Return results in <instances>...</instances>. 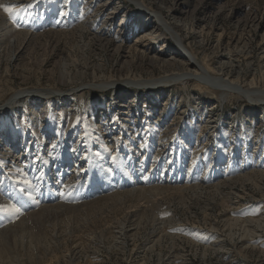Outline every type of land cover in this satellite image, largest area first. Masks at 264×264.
I'll return each mask as SVG.
<instances>
[{
	"label": "rangeland",
	"instance_id": "rangeland-1",
	"mask_svg": "<svg viewBox=\"0 0 264 264\" xmlns=\"http://www.w3.org/2000/svg\"><path fill=\"white\" fill-rule=\"evenodd\" d=\"M15 1L0 0L3 22H12L22 13L24 7L16 8L18 2H27L26 6L37 3L41 8L40 3L46 0ZM58 1L68 6L73 0ZM82 1L76 0L80 13L77 21L65 28L54 29L48 24L31 37L25 32L18 34L12 46L6 44L0 21V104L22 90L52 91L48 95L22 94L17 104L0 111V128L6 121L4 127L16 131L20 139L17 147L11 148L13 154L26 155L23 163L14 161L19 165L16 170L8 166L11 157L6 161L0 158V199L24 212L34 211L33 222L26 223V228L15 227L0 237V264H264V228L257 221L264 218V101L255 100V96L248 99L233 90L220 91L210 84L208 90L199 89L192 79L142 89L106 85L120 83L129 67L135 78L143 80L163 75L157 67L146 71L147 58L155 52L162 60L173 57L177 46L168 35L151 41L154 50L144 53V58L126 52L134 43L131 29L141 24L142 4L160 12L168 23L185 17L184 24L180 19L178 26L171 24L183 39L182 49L186 46L195 51L198 60L213 70L233 63L239 77L232 75V84L254 82L253 89L262 92L264 0H136L139 5L131 0H112L94 16L98 1L90 8H82ZM113 5L117 13L109 14ZM5 7L11 12H5ZM83 18L95 22L91 21L92 26L81 24ZM102 20L107 21L103 24L107 37L99 35L104 33L99 28ZM147 23L140 33L151 30L156 20ZM121 37L127 47L116 52L114 41ZM121 54L129 57L121 58ZM117 98H123V104L131 98L135 105L120 108ZM144 104L148 108H143ZM43 106L47 108L43 110ZM159 124L163 129L169 127L172 139L176 133L188 138L192 132L193 145L188 143L182 158L184 175H191L202 157L199 174L211 172L218 161L220 171L212 173L219 177L189 186L180 181L181 177L176 181L162 178L166 187L134 190L141 173L153 176L156 171L160 176L164 161L174 152L164 142L157 144L156 139L152 146L146 144L153 126L158 130ZM39 134L44 138L43 151L37 142ZM8 135L7 131L5 142H1L2 158L14 143L7 142ZM95 137L104 142L92 149L89 143L99 142ZM133 137L131 164L124 141ZM46 152L51 160L48 167L44 160L38 161ZM90 154L98 159V165L105 166L104 170L86 163ZM66 158L70 161L64 166ZM152 158H158L154 166ZM176 166L177 161L169 163L166 173L171 174ZM77 167L79 174L71 180V170ZM252 168L259 171L249 173ZM115 175L120 184L130 185L116 194L117 189L111 188L114 185L106 184L108 177ZM98 177L106 180V191L81 198L90 184H98ZM229 177L233 179H224ZM25 180H29L28 187L23 185ZM48 198L63 207L54 212L40 211L42 204L49 203ZM13 213L0 211V228L7 219L1 215ZM15 218L5 224H12ZM121 229L125 236L115 237Z\"/></svg>",
	"mask_w": 264,
	"mask_h": 264
},
{
	"label": "bare ground",
	"instance_id": "bare-ground-1",
	"mask_svg": "<svg viewBox=\"0 0 264 264\" xmlns=\"http://www.w3.org/2000/svg\"><path fill=\"white\" fill-rule=\"evenodd\" d=\"M65 1L66 0H64V2ZM95 1H98V3L96 4V10H94V12L92 11L93 12L92 16H94L97 13V11H98L97 9L98 8H100L102 10H103V8L106 9L107 6L111 3L112 0H83L82 1L83 2V5L81 7L82 8H85V7L90 8L91 7L90 5H93L95 3ZM131 1L132 2H135L136 4L138 3V5L140 4L136 0H131ZM13 2H16V1L13 0ZM71 2H72V4H71ZM71 2L69 3L68 6H65V4L61 5L58 0H51V1L50 0H46L45 2H42V3L39 2L41 4V8H37V7H39L37 3L26 6L27 2H25V3L24 2L23 3L18 2L19 4L16 5V8L19 9V7H24V10L21 9L22 10L21 11L22 13L17 14L18 17H14V19L12 20V22H8V21L7 22H3L4 15L2 16L0 14V21H1V25H2V30H3L4 35H6V39H7V43L6 44L9 45V46H12L13 44L16 43V37H17V35L18 34H21V33H24V32L26 34V37L27 36L28 37H31L32 36L31 33H33L36 30L42 29L43 27H45L48 24L53 25L54 29L55 28H65L72 21H77L79 19V17H80L79 16L80 13L78 12L77 2H76V0H73ZM139 6L142 8V11H141L142 14H140V18L141 19L139 21L141 24H140V26H139V24H135V26H133V28L131 29V31L134 30L133 31V34H135L134 35L135 38H134L133 45H130L128 47L125 46V44H124L125 41L123 40V37H121L120 40L114 41V43H117L115 45V51L116 52H119V50H121L123 47H127L128 50L126 52L129 55H130V53L134 52V54L135 53H138L139 55H141L144 58L145 57L144 56V53H147V52L150 53V52H152V50H154V47H151V41H156V40L160 39L162 37V35H168L169 37H171L172 40L175 42L177 48H175L174 49V52L172 53V56L173 57L168 58V60H165V59L162 60L161 58H159V55H157L156 52L151 57L149 56L147 58L148 63L146 64V67H145L146 68V71L150 70V72H151V69H153V67H157V68H159L163 72V75H160L158 77H154V78H151V79H145V80H143V79H140V78H135V75L133 76V74H132L131 67H129L128 69L126 68V73L124 74V77H120V79H123V80H121L120 83L112 82V83L106 84L107 86L109 85V86H112V88H116V87H119L120 84H123V85H129L130 87L133 86V87H136L138 89H142V88H153V87L163 86V85H166V84L167 85L168 84H173V83H177V82H186V81L192 79V80H194L196 82V86L199 89L201 88V89L208 90L209 88L207 87L208 86L207 84H210L214 88L219 89L220 91L221 90H223V91H226V90L232 91L233 90V91L238 92L239 94H242L244 97H247L248 99H251L252 100L253 99V96H255L256 97L255 100L262 101V102L264 101V89H261L262 92H259L258 90H254L253 89L254 86H255L254 85V82L245 83L243 85L242 84H239L240 86H237L238 83L237 84L235 83V85H233L234 82H231L230 81L231 80L230 78H231L232 75L238 74V72L236 71L237 70V67L233 63H231V62H229L228 64L226 63L227 65L224 64L223 65L224 67L221 66V67L218 68V70H213L205 62L198 60L195 51H193L192 49H189L186 46H184V49H182V47H183V39L179 36V34L177 33V30H175L174 29V26H172L171 24H173V25L175 24L176 26H178L177 25L178 24V20L180 19L179 22L182 25V24L185 23V17H182V18L181 17H178L179 19L175 20L174 23H168L167 20H166V17H164L163 15H161L160 12H158V11L157 12L156 11H152L150 8H147V7L143 6L142 4H140ZM66 8H67V10H66ZM114 10H117V7L113 5L110 8V10L108 11V13L109 14H114L116 12ZM82 12H85V11H82ZM83 16L84 15H82V17ZM106 18H110V16L109 17L106 16ZM151 19L156 20L155 26H153V28L151 30L150 29L149 30L144 29L143 32L140 33L141 28L142 29L145 28V26L148 25L147 22H149ZM91 21H93V23L95 22V20H93V19ZM91 21L89 22L88 19H84V18L83 19H80L81 24L89 23L92 26L93 23ZM104 22L107 23V21L102 20V22H101V24L99 26V28H102L101 30H103V31L105 29L103 27ZM120 24L123 25V23H120ZM99 31L100 30H98L97 33H99ZM135 31H138V33H136ZM99 35L100 36L107 37V31L106 32L104 31V33H99ZM173 37H174V39H173ZM110 41H111V39H110ZM162 47H161V49H162ZM164 47H165V45H164ZM125 49L126 48H124V50ZM128 54H121V58H123V57H125V58L126 57H129ZM227 56L228 57H231L232 54L229 53V55H227ZM142 68H143V66H142ZM238 77L236 75V79H238ZM236 79H235V81H236ZM206 88H208V89H206ZM51 92L52 91L45 92L43 89H42V91H41V89L40 90H37V89L24 90V91L22 90V91H20V92H18L16 94L14 93V95L8 100V102H6L4 104H0V111H2L4 108H6V107H8L10 105L17 104V102L20 101V98H21L20 96L22 94H30V95L31 94H34V95L42 94V95H48ZM53 93H57V92H53ZM122 99L123 98H117L115 100V102H117V104L119 105L120 108H125L124 105H126V104H127V107H130V105L131 106L135 105L134 100L131 99V98H126L127 101H128V103H125V104H123L124 102L121 103ZM110 103H113V101L110 102ZM163 106H164V104H163ZM144 107H147L148 108L147 104H144L143 105V108ZM45 108H47V106H43V110ZM135 112H136V110H135ZM146 112H147V110H146ZM41 115L43 116L42 113H41ZM104 115H105V113L102 114V116H104ZM149 115H150V113H149ZM44 117H47V115H45ZM96 117H98V115H96ZM134 121L135 120H133L132 123H134ZM4 122L6 123V121H4ZM4 122H1L3 124V126L0 128V151H2V149H3V148H1L2 147L1 142L4 139H6V132L7 131H8V134H9L8 135L9 136L8 137L9 140L7 142L9 143V142L12 141L14 143H13V145L9 149L7 148L8 150L5 149L6 151H9V152H7V153L5 152V154H3V155H6V156H4V158H2L3 156H1L0 158L2 159V161H6V158L7 157H11V159H12L11 160V164L8 165V166H12V169L13 170H16V168H18L19 165H17V163L14 162V161H17V162L20 163L21 161H23L22 160L23 159V156H26V155L21 154V153H19L17 155H14L13 154V150L11 148L12 147H17L15 144H17L20 139H19V136L18 135H15L17 133L16 131H14V130L9 131V129H8L9 127H7V129H6V127H4V126H7V124L5 125ZM203 122H201V123H203ZM96 128H98L101 131V128L100 127H96ZM121 129L122 130H125L124 128H121ZM168 129H169L168 126L166 128L164 126V129H163L162 127H160V124H159L158 130H155V127L153 126V129L151 130L152 132H150V134H151L150 137L151 138H150V140L147 141V143L146 142L145 143L148 144L149 146H152L154 140L156 139L155 142L157 144H160L161 142H164L165 144H168V146H171V150H174V152L171 151V153L169 154L171 156H168V158L164 161V163L162 165L163 167L161 169L160 176L159 175L156 176V174H157L156 171H155V175H153V176H150L148 174L147 175H144L143 173H141V175L143 174L144 177L141 176V175L139 176V179L140 180H138L136 182L137 183L140 182V183L137 184L138 187L133 188L134 190L147 189L149 187L150 188H160V187L163 188V187H166L167 186V185H162V181L163 180L172 181L173 178H174V180L176 181L177 178H179V177L182 178V179H180V181H184L185 182L184 185H186V186L191 185L192 182H196L198 184H200V183L201 184H206V183H209V182H213L212 180H214V179H216V178L219 177V176H215L214 175V173H217V171L215 172V170H218V172L220 171L219 170V168H220L219 167L220 162H218V161H216L214 163V164H216V166L215 167H212L213 169H212L211 172H209L208 174H203L205 172L199 174L200 173V169H199V171L197 169L202 164V160H203L202 157H199V159H198L199 161L196 164V169H194L191 172V175L189 174L190 172H187L184 175L182 173V170L184 169V165H183L184 164V160H182V158H185L186 157L185 156V149H188V143H190L191 140H192V138H191L192 137V132L191 133L189 132L190 137H188V138H184V135L183 134H180V132H179V133H176L174 139H172L173 135L171 134V131L168 130ZM127 130H125V133H128ZM49 131L50 130L48 129L47 132H49ZM49 133H46L45 136L48 137L49 136ZM99 134H101V133H99ZM41 135L42 134H39L38 135L39 136V141H37L38 144H40L39 145L40 146L39 150H42L41 145H42V142H44L43 141L44 138ZM166 136L169 137L167 139V141L164 139ZM96 140H97V138H96ZM97 141H99V138H98ZM133 141H134V137L131 138L130 141H128V139L124 141L125 142L124 144H126L127 150L130 153L127 156L128 157V162L131 163V164H132L131 161L133 160V156L131 155V153L133 152V149H132V146L134 145V142ZM214 141L215 140H213V143H214ZM4 142H5V140H4ZM103 142L104 141L101 138V143H100V141L98 143H96V142L95 143H89V146H90V148L93 149V147H94L95 144L96 145L99 144V146H102L103 145ZM195 144H197V141H195ZM191 145H193V143ZM110 146L113 147L112 144ZM150 150H151V148L148 149L149 156H150V154H152V152ZM44 152H42V154H44ZM136 152H135V154H137ZM217 153L219 154V157H220V154H222L220 151H218ZM46 155H49V156L47 157ZM46 155L40 156L38 158V161L40 162V161H43L44 160L46 167H48L51 164V160L49 158L50 157V154L48 152H46ZM142 157H144V156H142ZM13 158H15L16 160L13 159ZM163 159H161V161L158 162L159 165H160V163H162V160ZM152 160H153L152 166H154V164L158 161V158H154V159L152 158ZM69 161L70 160L66 158L65 163L64 164L62 163V164L65 166V165H67V163ZM87 161L88 162H86V163L89 164V166H92V167H94V166L97 167L98 166V167H100L103 170L105 169L104 168L105 166L98 165V163H99L98 162V159H96L95 157H93L92 154H90V159H87ZM124 161H125V159H124ZM173 161H177L178 166H176V168H175L174 171L172 170L173 168L172 169L170 168L171 170L169 172H171V174L170 173L167 174L166 172H167L168 169L165 170V168L168 166L169 163H171ZM126 162H124V164H126ZM21 163H23V162H21ZM78 167H77V169H72L71 170V172H72V174L70 175L71 176L70 177L71 180L74 179L79 174V173H77ZM232 167H234V163H232ZM253 167H255V165ZM41 168H42V166H41ZM177 169H178V173H177ZM252 169L253 170H251L249 173H255V171H257V172L259 171V170H256L254 168H252ZM46 171H48V170H46ZM50 172H51V170H50ZM212 172H214V173H212ZM173 173H175V174H173ZM139 174H140V171H139ZM202 174L205 175V176H202ZM54 175H55L54 172L50 174L51 177H53ZM169 176H171V177L169 178ZM191 176H192V178L189 179ZM116 177H117L116 175L113 178L108 177L109 178L108 179L109 182L108 181L106 182V184L108 183V185H111V184L114 185V186L111 187L112 189H117L116 191H114V194H116L117 192H120L121 188H124L125 189L126 187H129L130 186V185H126L127 182H124L123 184H120V181H117L116 180L117 179ZM147 178L149 180L148 182H151L148 185H147L148 182H145V180L147 181ZM162 178H165V179L162 180ZM98 179H100V180H98L99 181L98 184L95 183L97 185L94 184L93 186H90V185H92V184H90L87 187V189H86L87 191H83V193L81 194V198H85V197L90 196L92 194H96V193H100V192L106 191V186H105L106 184L104 183V181H106V180H104L102 182V180H101L102 177H98ZM224 179L226 181H228V180H232L233 178H230L229 177V178H224ZM134 180H135V178H133V181ZM187 180H190V183H188ZM112 181H114V182H112ZM0 183H2V182H0ZM23 185L26 186V187H28L29 186V180H25V182L23 183ZM50 185H52V184H50ZM217 185L218 184H216V186ZM107 187H109V186H107ZM111 188L109 187V189H111ZM32 193H35V196L36 197L39 196L38 191H36V192L33 191ZM12 199H13V197H12ZM46 200H47V198H46ZM48 201H49V203L42 204V206H40L38 209L40 211L41 210H43V211L45 210L47 212H54L55 210L60 209V208L63 207L62 203H58V202L55 203L56 202V199L48 198ZM50 202H51V204H50ZM7 204L6 203H3V201H1V199H0V205H3V206L8 207ZM24 211L25 210H22L21 209L18 212H14L13 215H9V216H6V215L3 216V215H1L2 217L7 218L5 220V223L7 222V220H10L12 218H15L16 216L17 217L14 219V221L11 220V221H13V223L10 224V225L9 224H5V223L2 224L4 226H2L0 228V237H2V236H5L6 237L7 236L6 233L9 232L10 229H13V228L18 227V226H21V225H22L23 228H26V223L27 224H30L29 222H31V223L33 222L32 221V218H33L32 215H33V212L34 211H29V212H24ZM257 221H259V223L262 224V225H260V227H263L264 228V218L262 219L260 217ZM247 226H248V223H247ZM124 233H125V231L123 229H121L118 232V235L119 236L117 235L115 237L118 238V237H121L122 235L125 236ZM250 238L252 239L253 236L250 235ZM250 246H251L250 244H249V246H248V244H246V247H250Z\"/></svg>",
	"mask_w": 264,
	"mask_h": 264
},
{
	"label": "snow or ice",
	"instance_id": "snow-or-ice-1",
	"mask_svg": "<svg viewBox=\"0 0 264 264\" xmlns=\"http://www.w3.org/2000/svg\"><path fill=\"white\" fill-rule=\"evenodd\" d=\"M4 11L10 13L11 12V9L8 8V7H5L4 8ZM9 210H11L13 212H18L19 211V209L15 208V206H8L6 208H0V211H9Z\"/></svg>",
	"mask_w": 264,
	"mask_h": 264
}]
</instances>
